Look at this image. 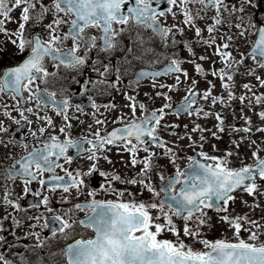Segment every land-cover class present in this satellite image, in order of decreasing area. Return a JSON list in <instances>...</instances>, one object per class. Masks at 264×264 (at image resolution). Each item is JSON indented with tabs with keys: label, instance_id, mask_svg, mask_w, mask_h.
<instances>
[{
	"label": "snow or ice",
	"instance_id": "snow-or-ice-1",
	"mask_svg": "<svg viewBox=\"0 0 264 264\" xmlns=\"http://www.w3.org/2000/svg\"><path fill=\"white\" fill-rule=\"evenodd\" d=\"M166 4L161 9L160 0H0V58L9 43L14 49L9 55L19 57L0 66V97L7 98L0 104V147L9 149L0 169L5 205L0 216V264H264V92L257 91L264 88V0H166ZM192 5L198 6L195 11ZM168 14L180 22L169 23ZM198 21H204L203 26ZM130 26L150 29L162 48L145 44L137 32L142 47L134 51L131 41L124 44L120 39ZM134 60L147 66L136 68ZM157 64L162 66L154 67ZM161 76L170 80L162 81ZM50 77L63 81L59 94L48 87ZM201 81L203 87L198 86ZM142 87L147 90L141 93ZM181 89L184 95L173 106L171 93ZM113 92L123 98L122 104L114 97L103 105L95 99ZM74 96L85 97L87 104L74 102ZM89 105L91 135L72 137L71 120L83 124L80 117ZM101 107L119 111L112 121L118 126L102 127L112 118L100 113ZM169 114L191 119L164 121ZM54 116L60 117L59 124ZM92 124L97 125L94 130ZM24 127L39 147L29 149L25 133L19 138L13 134ZM46 129L53 131L45 135ZM161 131H170L172 139L161 136ZM15 147L22 152L14 155ZM69 148L85 155L88 163L74 170L65 167L61 157L69 164L74 159ZM113 148L126 152L127 159L118 156L114 161L106 154ZM141 149L146 155H139ZM101 160L111 167L101 168ZM121 164L140 166L134 175L122 177L116 171ZM57 167L66 176L44 175ZM168 167L172 172L165 175ZM96 173L103 182L93 187L88 180ZM153 175L159 177V187L154 186ZM15 180L22 182V194L41 197L39 203L48 212L51 198L45 185L52 193L61 189L65 202L82 191L88 197L70 203L68 209L83 210V218L58 213L51 218L28 216L32 231L24 235L34 238L32 251L57 234L67 239L76 226L92 234L86 239L78 235L63 248L50 250L47 262L44 253L36 262L23 254L9 259L5 253L17 255L11 251L19 241L15 228L23 223L15 214L22 205L10 198L9 182ZM33 181L40 188L33 190L29 186ZM113 181L132 187L118 189ZM98 192L119 198L96 199ZM145 193L150 194L146 199H137ZM257 210L261 215L256 216ZM173 217L183 220L182 227ZM8 219L13 241L4 234L3 221ZM215 225L231 230L233 238L202 235ZM40 227L49 229L47 237ZM242 230L248 233L246 238ZM182 237L201 247L194 248Z\"/></svg>",
	"mask_w": 264,
	"mask_h": 264
},
{
	"label": "flooded vegetation",
	"instance_id": "flooded-vegetation-1",
	"mask_svg": "<svg viewBox=\"0 0 264 264\" xmlns=\"http://www.w3.org/2000/svg\"><path fill=\"white\" fill-rule=\"evenodd\" d=\"M45 2H47V0H45ZM162 2H165L164 4ZM167 4H166V0H160V8L161 9H164L166 8ZM198 6L197 5H192V9L193 11L196 10ZM175 10V9H174ZM14 14V13H13ZM210 15V13H209ZM179 16V14H178ZM163 19V17L161 18ZM167 19H168V22L171 23V22H175V23H179V19H176L175 21H173V18L171 16V14H168L167 16ZM198 23L203 26L204 24V21H198ZM15 25H13L14 27ZM63 27H67L66 25L63 26ZM137 32H139L144 38V43L145 44H149L157 49H161L162 46L160 45V42H159V38L154 36L152 33H151V30L150 29H144V28H136V29H133L131 26L129 27V30L126 31L125 33H123L120 37V39L123 41L124 44H128L129 41L132 42V45H133V50L134 51H140L141 49V45H139L138 41H137V38H136V34ZM187 32V31H186ZM0 36H2V34H0ZM70 43V41H69ZM178 47H182V45H178ZM13 46L9 43L8 46H7V49L3 55V58H0V66H3L5 63H13L16 59H19V57H11L9 55V53H11L13 51ZM120 53L117 52V55H119ZM133 65L136 67V68H139V67H146L147 65L142 62V61H136L134 60L133 61ZM162 64H157V65H154V67L156 68H159L161 67ZM63 71V69H62ZM90 76H92L93 78H95L96 74L95 73H92V72H89L88 73ZM160 80H170V77H165V76H161L159 77ZM126 82V81H125ZM63 83V81L59 78V77H50L49 78V84H48V87L49 88H55L57 89V93L59 94V86ZM73 87H75V85H73ZM103 87V86H102ZM147 89L145 87H142L141 89V93L143 91H146ZM115 98V102L119 105V104H122L123 103V98L118 95L117 93L113 92L112 93V96H108L107 93H105L104 95H95V99L97 100L98 104H105L108 100L112 99V98ZM141 98H143L141 96ZM6 97H0V104H3L6 102ZM73 100L74 102H77L79 103L80 101H84L85 104H87V101H86V98L85 97H80V96H74L73 97ZM159 100L156 101V104L159 105ZM177 103V102H176ZM175 103V104H176ZM175 104L173 106H175ZM92 111L91 109V106H87V112L81 116L80 118L84 121L83 124H81L78 120L76 119H72L71 120V123H72V128L70 130V135L72 137H80V136H85V135H91V133L88 131L87 129V125L92 123V120L90 118V116L88 115V113H90ZM100 113H103L104 116L107 118V117H111L112 119H109L108 120V123L107 125L105 126H102V127H106L108 130H110L112 127H116L118 126L117 124H114L112 121L114 119V117L116 115L119 114V111L118 110H111V111H105V109L103 107H101L99 109ZM125 112H127L128 110L125 108L124 109ZM49 112L51 114V110L49 109ZM15 114V113H14ZM69 114H70V118L73 114V110H69ZM75 115L79 116L80 114L79 113H75ZM170 116V119L171 121H178V117H176L174 114H169L167 116H165L163 119L164 121H167L168 117ZM173 117V118H172ZM130 118V117H129ZM54 119L56 120L57 124L60 123V117L58 116H54ZM6 123H9L12 127V129H16V126L14 124H12L10 121H6ZM35 126V125H33ZM97 127V125L95 124H92V128L93 130ZM27 128L24 127V128H21V129H18L16 131H14V135L19 138V136L21 135V133H25V139L27 141H29V144H28V147L29 149H31L34 145L39 147L38 144H35V140L34 138L31 136V135H27ZM50 131H53L52 129H46V132H45V135H48V133ZM164 131H161L160 132V135H162ZM58 135H60L61 138H63V134H60L58 133ZM83 146L84 148H87L88 145L87 143H83ZM150 147H155L154 145H150ZM205 148H206V145H205ZM9 149H5L3 147H0V169L3 168V162L4 161V156H5V153L8 151ZM13 151V154H17V153H20L22 152V149L19 148V147H15L13 149H11ZM157 151H162L161 149H156ZM68 154L69 155H73L74 156V159L73 161L69 164L67 162L64 161L63 157H61V160L60 162L64 164L65 167H68L70 170H74L76 169L79 164L78 163H81L83 161L87 162V159H86V156L81 154V155H77L75 150L72 149V148H69L68 149ZM107 155L111 156L112 159L114 161L117 160V157L118 156H124L125 155H128L126 152H121V153H117L115 151V148H113V150L111 152H108L106 153ZM139 155L140 156H144L146 155V153L143 152V150L141 149L139 151ZM125 159H127L125 157ZM163 159L160 160V162L162 161ZM185 163V162H184ZM183 164H181V166L183 167ZM140 165H137L136 166V169H131V168H122L120 167L119 169L116 168V171L119 172L121 174L122 177H130L132 175L135 174V170H137L139 168ZM100 167L105 169V170H108L111 166L109 164H107L105 161L101 160L100 161ZM45 176H49V175H59V176H66V173L63 172V170L59 167L55 168L53 172H45L44 173ZM155 176V175H153ZM152 176V177H153ZM103 182V178H101L99 176L98 173L94 174V176L88 180V183L91 184L93 187H98V184L99 183H102ZM114 187L115 188H118V189H128L129 185H124V184H121L119 183L118 181H113L112 182ZM9 186L11 188V197L13 199H18V202L22 205V209H21V212L24 214V212L26 214H28V212L30 211H34V212H38L41 216H47L49 218H51L52 214L53 213H58V214H61V215H68V216H73V217H76V218H83L85 213L83 210H76V209H73L72 211H68L69 209V205H70V202H65V201H62L61 198H60V194L62 192L61 189H57L55 193H52L51 190H49L47 188V186L45 185L44 186V191L45 192H48L49 195H50V203L48 205V207L50 209H52V212H48L45 210L44 206L42 204H40V199L41 197H38V196H35L33 194V192H29V193H25V194H22V182L20 180H15V181H12V182H9ZM20 186L21 188H19V193H16L13 191V189L15 187H18ZM33 190H36L38 188H40V185L38 184V182L36 181H33L30 185H29ZM4 189V182L3 180H0V191ZM134 190V189H133ZM82 195H84L81 199L77 200L79 202H82L84 201L85 199H87V194L86 192H83L81 193ZM115 196L114 194H111V193H102V192H98L97 196H96V199H112V197ZM127 196V195H125ZM124 199H127L126 197H124ZM73 203V202H72ZM4 204L1 203L0 206H3ZM29 205H33V207H29ZM35 205H39V207H35ZM12 209L9 208L8 211H11ZM45 233H47V230H45ZM91 230L90 229H82L81 227L79 226H76L74 231L73 232H70L69 235L70 237H72V239H75L78 235H83V237L86 239L89 235H91Z\"/></svg>",
	"mask_w": 264,
	"mask_h": 264
},
{
	"label": "rangeland",
	"instance_id": "rangeland-1",
	"mask_svg": "<svg viewBox=\"0 0 264 264\" xmlns=\"http://www.w3.org/2000/svg\"><path fill=\"white\" fill-rule=\"evenodd\" d=\"M210 15H211V13H210ZM11 27H12V25H11ZM186 31H187V30H185V35L190 37V36L192 35V33H191L190 31H188V32H186ZM196 51H197V52H201V51H203V49H201V48H197ZM181 54H182V55H186L185 52H182ZM248 63H251V61H248ZM205 66H207V64H206ZM185 67H189V71H190V74H191V68H190V66H189V65H185ZM210 78H211V77H210ZM241 79H243V77H241ZM248 79H251V77H249ZM253 83H255V81H253ZM198 86H199V87H203V86H204V85H203V81H201L200 84H199ZM146 89H147V88H146ZM216 90H217V91L219 90L218 86H217V89H216ZM257 91H262V92H264V88H258ZM171 95H172V103H173V105H174L176 102H179V100L181 99V97L184 95V92H183V90L181 89L180 91H177V92H173V93H171ZM159 103H160V102H159ZM198 103H204V101H198ZM237 106H239V105H237ZM194 107H195V106H194ZM257 107H261V106H257ZM245 111H247V109H246ZM172 118H173V117H172ZM189 119H191V118H189V117H187V116H183V117H180V118L178 117V121H179V123H185V122H187ZM253 120H254V121L256 120L255 115H253ZM167 122H171L170 116L168 117ZM200 122L203 123V122H204L203 119H201ZM208 123L211 124V123H212V120H209ZM237 123H240V121H237ZM257 135H259V133H258ZM163 137H166V138H168V139H172V137H171V135H170V132H169V133H164V134H163ZM225 139H226V138H225ZM206 148L208 149V146H207V145H206ZM208 150L210 151V149H208ZM185 151H191V150H190V149H185ZM125 157L127 158L128 155H125ZM234 159H235V158H234ZM184 162H185V161H183V160L180 161L181 164H183ZM245 162H248V161L246 160ZM161 163H164V161L162 160ZM78 164H79V166H80L81 164L86 165L87 162L83 161V162L78 163ZM120 167L125 168V167H123L122 164H121L119 167H116V168L119 169ZM131 169H132V168H131ZM171 172H172L171 167H168V168L166 169V171H165V175H167V174H169V173H171ZM156 182H158V183L160 182L158 176H156ZM128 187L130 188V187H132V186H128ZM19 188H21V187H20V186L15 187V188L13 189V191L16 192V193H19ZM133 189L136 190L135 188H133ZM3 190H4V189H2V190L0 191V205H1V203H2V198H3L2 194H3ZM148 195H150V194L145 193V196H144V197H139V196H138L137 199H140V198H145V199H146ZM83 196H84V195L81 194L79 197H77V196H75V195L73 194L69 202L72 203V202H74V201H77V200L81 199ZM10 198L12 199V197H10ZM129 198L131 199V197H129ZM13 199H14V197H13ZM237 210L239 211L240 209L237 208ZM4 211H5V205L0 206V216H3V215H4ZM11 212H12V210H11ZM11 212H10V213H11ZM36 215H39V214H38V213L33 214V216H36ZM250 215H251V214H250ZM259 215H261V213L259 212V210H257V212H256V216H259ZM253 218H255V217H253ZM173 219L176 220L175 217H173ZM213 219L215 220V216H213ZM24 220H25V221H24ZM24 220H23V218H22L23 223H22L19 227H16V228H15V236H16V237H19V238H21V237H22V238L28 237V236H25L24 233H25V232H31V231H32V229L28 227V225H30V224L32 223V221L29 220L28 218H26V219H24ZM3 223L6 224V226H7V230L13 232V229H12V227H11V219L4 220ZM178 224H179V223H178ZM180 227H182V224L180 225ZM245 227H247V225H245ZM41 229H42V228L40 227L38 230L40 231ZM7 230L5 231V233H6V237L8 236V232H7ZM163 235H164L165 237H171V234L168 233V232H164ZM202 235L207 236V238H209V239H216V238H220V237H222V236H226V237L229 238V239L233 238V237H232L231 230L226 229V228H221L219 225H215L212 229H210V230H206L205 232L202 233ZM247 235H248V233H247L246 231H243V230L241 231V236H242V237H245V238H246ZM42 236H43V235H42ZM12 237H13V234H12ZM172 238H174V237H172ZM7 239H11V238H10V237H7ZM13 239H14V237H13ZM184 239L187 240V241H190V242L192 243V246H193L194 248H200V247H201V245H200L199 243H196V242H194V241H191V238H190V237H187V238H184ZM261 239H264V236H261ZM64 240H65L64 236L61 237L60 241H59L58 239H54V240H53L52 238H50V242H49L48 240H46V241H45V245H44L42 248H38V249H36L35 251H32V250H31L34 244H30V245H28V246H25L26 249H30V250L27 251L26 254H24V255L27 256V258H28L30 261L36 262L37 257L40 256L41 253H44L43 259L47 262V261H49V259H50L49 256L47 255V253H48L50 250H53V249H61L62 245L58 244V241L62 244V243L64 242ZM18 246H20V245H18ZM5 255H8V257H9L10 259H13V258H17V259H19V256H20V255H18V256L16 257V255L13 256V255H11L10 253H5ZM57 255H59V253H57ZM57 255H56L55 259H57Z\"/></svg>",
	"mask_w": 264,
	"mask_h": 264
}]
</instances>
